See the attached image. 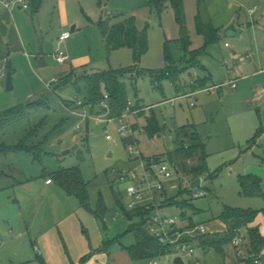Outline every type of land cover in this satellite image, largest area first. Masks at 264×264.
I'll use <instances>...</instances> for the list:
<instances>
[{
	"label": "rangeland",
	"instance_id": "374dc122",
	"mask_svg": "<svg viewBox=\"0 0 264 264\" xmlns=\"http://www.w3.org/2000/svg\"><path fill=\"white\" fill-rule=\"evenodd\" d=\"M165 5L161 13L151 5V0H45L37 14L32 9L19 10L18 5L12 7L16 13L15 19L23 23L25 43L21 53L14 55V60L19 59L17 66L20 67L13 75L14 90H7L9 71L4 74L6 76H0V115L44 98L49 101V108L30 111L26 118L0 130V146L13 147L25 142L43 149L40 162L26 152L0 153V247L7 242L2 251L7 262L13 258L20 260L16 253L24 257L26 249L30 254H38L39 247L33 246V243L45 236L48 245H52L56 252L61 239L65 240L72 254L91 245L101 246L103 242L107 243L111 254H124V247L136 244L133 235L124 236L130 226L127 188L132 182L128 179L120 181L118 176L119 172L131 171L135 164L128 144H125L126 139L119 134L118 123L98 124L94 120L69 115L65 111L66 106L71 104L68 92L72 97L78 94L70 87L56 91L57 83L53 81L60 80L71 69L89 73L110 72L135 64L134 53L129 48L108 53L98 28L101 18L108 17H134L138 30L147 32L149 50L142 56L140 68L150 72L164 69L167 65V43L173 60L180 63V27L171 2L166 1ZM255 6H258V10L254 16H250V10ZM184 7L192 50L204 46V38L197 32L198 18L203 23H212L216 28L230 26L233 22L246 24L254 19L257 24L253 31L251 28L246 33L244 41L227 39L223 31L221 40L210 46L208 55L202 58L207 71L200 67L184 71L181 74L183 84L207 72L213 75L215 84L224 82L228 77V67L234 68L235 61L240 62L239 56L245 54L241 51L238 57L234 55L233 49L238 44L241 48L250 49L249 52L256 57V36L264 56V0H184ZM74 25L77 26L75 32L72 31ZM66 31L71 32L72 38L61 43L60 37ZM226 43L231 48L226 47ZM41 44L48 64L43 68L39 67L37 61ZM59 50L66 51L71 58L66 66L59 65L54 59ZM236 73L237 70L234 71L235 76ZM263 80L264 76L258 79L260 82ZM127 83L133 105L140 104L144 107L141 112L147 114L154 106L160 123L167 125V133L194 124L210 142L208 170L211 175L217 176L205 181L201 190L207 196L195 200L190 189L192 178L187 175L180 178L175 176L166 184L168 198L189 202L195 210L171 207L166 212L170 217L182 218L185 214V219L192 218L196 224L207 226L208 232L212 233L217 229L216 225L222 223L220 216L224 206L259 212L264 210V197L245 196L239 184V177L250 165L246 164L244 158H235L238 151L235 127L259 121L255 106L243 110L241 101L244 95L232 97L239 90L231 91L230 87H225L220 94L215 91L219 94L217 96L200 91L196 97L183 98L173 105L168 101L179 95L171 81H164L157 89L149 76H143L138 78L135 91L129 80ZM190 92L186 91L185 94ZM192 102L197 104L195 108L191 107ZM234 115H239L236 121L232 117ZM78 126L80 131L77 130ZM210 136H213L211 140ZM139 140L144 157L164 155L165 160L172 163L166 154L172 146L169 137L150 140L147 135L141 134ZM257 166L264 169L263 165ZM73 168L80 170L88 184L92 210H97L100 202L104 204L106 212L102 218L97 219L93 211L84 209L75 197L67 196L56 182H47L52 173ZM262 188L264 193V184ZM118 200L126 210L119 206ZM259 217L263 230V213ZM240 237L244 238L241 250H235L237 255L238 251L243 252L244 256L239 258H247L250 254L247 230H243ZM61 249L64 250V247ZM229 252L231 254V249ZM198 256L202 264H225L224 257L215 251L199 253ZM174 260L175 255L171 254L158 261L160 264H174ZM136 263L150 264V261Z\"/></svg>",
	"mask_w": 264,
	"mask_h": 264
},
{
	"label": "trees",
	"instance_id": "16d2710c",
	"mask_svg": "<svg viewBox=\"0 0 264 264\" xmlns=\"http://www.w3.org/2000/svg\"><path fill=\"white\" fill-rule=\"evenodd\" d=\"M171 2L176 21L180 27V37L178 43L182 52V61L188 65L198 64L201 57L207 55L208 48L220 41V29L216 28L212 23H203L200 18L197 19V32L204 38V46L197 50H192V39L186 25L184 0H151V5L155 6L158 12H162L165 8V2ZM43 0H29L30 10L37 14L42 6ZM99 30L104 39L108 53L119 50L121 48H129L134 53L135 64L128 68L112 70L110 72L88 73L87 71L77 72L71 71L67 75H63L56 85V91H63L65 88H73L82 99L86 106H91L92 113H101L99 106L109 96V104L111 107V117L122 116L128 108L131 101L129 98V86L127 81L132 84L133 90H136L137 80L143 76H149L157 89H160L162 83L166 80L171 81L178 94L186 91L197 92L206 89L208 79L197 80L189 84L181 82V69L177 62L172 58L169 49V43L166 46V62L167 65L162 70L147 71L140 68L141 58L149 50V39L146 31H139L136 26L134 17L116 16L113 18L102 19L99 24ZM45 99V98H44ZM40 100L37 103L25 106H18L9 109L0 115V130L8 125L21 121L26 118L30 111L39 110L48 107L49 101ZM69 104L68 106H71ZM144 107L136 103L133 110H139ZM140 116L146 117L145 134L148 138L161 136L166 131L153 109L149 115L141 112ZM176 139L178 148L176 151H169V159L172 163H176L179 170L187 176L199 178L209 173L205 144L194 131L192 126L180 127L176 131ZM128 140L125 144H129ZM188 146V149H185ZM43 149L40 146L28 145L21 142L13 147L0 146V153H21L26 152L34 157L36 161L42 160ZM158 159H161L157 157ZM188 161H192L189 164ZM217 175H210L211 178ZM50 183L56 182L64 192L71 197H75L80 205L88 210L91 208L88 184L85 182L79 169H62L59 172L52 173ZM239 184L242 192L247 197H264L261 180L256 176L244 175L239 177ZM179 195L182 196V193ZM119 206L126 210L124 204L118 200ZM168 206L178 207L182 210H195V207L189 202H177L175 198L169 200ZM106 208L100 202L98 209L93 211L97 219L105 215ZM259 211L244 210L240 208H232L224 206L220 216L221 222L226 226V230L222 233L207 234L198 239V249L206 254L215 251L218 254H224L225 247L232 245L243 230L248 233V251L249 257L245 261L246 264H254V259L263 256L264 252V236L260 233L258 227L253 225L260 216ZM141 209L129 211L127 216L130 220V226L124 236L131 234L136 238V244L131 247H124L133 261L154 260L166 257L172 253V250L162 245L155 237H153L148 229L149 220L145 218ZM185 218V214H183ZM136 220L137 222H134ZM191 226L196 225L192 218L189 219ZM122 236V237H124Z\"/></svg>",
	"mask_w": 264,
	"mask_h": 264
},
{
	"label": "crops",
	"instance_id": "0c3cea01",
	"mask_svg": "<svg viewBox=\"0 0 264 264\" xmlns=\"http://www.w3.org/2000/svg\"><path fill=\"white\" fill-rule=\"evenodd\" d=\"M12 1L13 0H0V76H2V77L6 76L4 74H6L7 71L12 72V74L15 75L16 72L19 70L20 67L17 66V64L19 63V59L14 60V58H15L14 55L21 53L23 45L25 43L24 42V31H23L24 26H23V23L21 22L20 19H18L19 21L17 20V18L15 19L16 13L12 9V7L14 5L12 4L10 8H7L5 5V2H12ZM44 1L45 0H43L41 9L44 5ZM20 8L21 7L19 6V10H24V9H22V8L20 9ZM257 8H258V6H255L254 9L250 10V12H251L250 16H254L256 14V12L258 10ZM28 10H30V9H28ZM108 18H112V17H108ZM101 20H102V18H101ZM252 22H254V23H252ZM252 22H248L246 24L235 22L236 27L239 29H242L243 31H242V34L240 35V37L234 38V40L237 39L238 41H244L246 33L251 28L253 31V28L255 29V27H256L257 20L254 19ZM227 27H228V25L225 27L218 28V29H220V40H221L223 31ZM98 28H99V26H98ZM72 31L73 32L77 31L76 25L73 26ZM64 33H70L71 34V32H69V31H66ZM224 37H226V36L224 35ZM61 38H62V36L60 37V42L66 43L67 41H69L72 38V34L68 40L62 41ZM230 40H233V39H230ZM103 41H104V39H103ZM258 41H259V38H258V36H256L255 37V43H256V47H257L256 57L254 56L253 53L249 52L250 49H245L244 47L241 48L240 44L237 45V48L233 49V53L236 57H238V54L241 51H243V53H245V54H244V56H241V55L239 56L240 62L235 61V64H234L235 67L234 68L228 67V70H227L228 77H227V80H225L224 82H221L219 84H215L214 79H213V75L210 72L209 73L207 72V74L202 76V77H198V79H196V80L191 79L190 82L208 79V83L206 84L207 88H210V86H212V87L221 86L217 90V92L219 94L223 92V89L225 87H230L231 91H235V90L238 91L239 90L238 93L232 95V97L236 98L238 96L244 95V98L241 101V105L244 107L243 110L245 111L247 108L251 109L253 106H255V110L258 114V120L259 121H257L256 124H255V122H252V124H250V125H248L247 123H244L242 126L237 125L238 128L235 127V130L237 132L236 133L237 134L236 140H237V147H238L237 148L238 151L235 155L236 156L235 158H237V160L244 158L246 164L250 165V167H248L245 170V172L243 173V175H241V176H244V175L256 176L261 180V184L263 187L264 169H262V167L257 166V165H263V167H264V80H263V82L258 81L259 78L264 76V56L262 54V51H260L262 49H260L261 45H260V42H258ZM204 43H205V41H204ZM226 47L231 48V46L228 45V43H226ZM191 49H192V47H191ZM195 50H197V49H195ZM59 51H62V50H59ZM64 52L69 56V54L66 51H64ZM207 55H208V52H207ZM207 55H205V56H207ZM236 57L234 58V60L236 59ZM243 57H245V58H243ZM202 58L203 57H201L198 64H195V65L186 64L185 61H182V58H181L180 63L177 62V64L181 69H184V71H186L192 67H200L202 70L207 71L206 68L202 64ZM37 61L39 64V54L37 56ZM70 61H71V58L69 56L68 62L62 66H66ZM47 66H48V64H47ZM235 70H237V72H238V74L236 73L237 74L236 76L234 75ZM71 71H73V69H71L69 72H66L64 75H67ZM190 82H186L184 84H189ZM211 84H213V85H211ZM233 85H235V87ZM66 89L67 88H65L64 90H66ZM200 91H204V89L198 90L197 92H190L189 94H184V93L178 94L179 96L177 98L173 99V100H176V102L172 103V104L175 105L177 103V101H179L183 98L192 99L196 95V93H198ZM217 92H212L210 94L212 96H217V95H219V94H217ZM187 95H190V96H187ZM184 96H186V97H184ZM68 97L71 98L70 102L72 101V99L76 98V97H72L70 92H68ZM171 101H168V102H171ZM196 102H198V99L196 100ZM192 103H194V102H192ZM192 103H191V107L195 108L197 106V104L194 103L195 105L192 106ZM235 107H237V106H235ZM152 108L154 110V106H152ZM65 111L70 115V113L66 109H65ZM147 115H149V114H147ZM240 115H242V113ZM237 116H239V115L232 116V117H235L234 121L237 120V118H238ZM132 121L135 124L134 128L137 130L138 128L145 126L146 117L140 116V114H137V115L132 117ZM143 121H144V123H142ZM101 124H105V123H101ZM106 124H108V123H106ZM109 124H111V123H109ZM186 126H192L194 128V131H196V133L199 135V137L201 138V140L205 144L206 153H207L208 158H209L208 152L210 149L209 148L210 142L209 143L207 142V140L204 137V134L200 133V131L197 130V127L194 124H188ZM164 127L167 128V125H164ZM183 127H185V126H183ZM177 129L178 128H175L174 132H169V133H167L165 131V133H163L161 136L155 137L152 140H154V139H164L165 140L169 137V139L171 140L170 144L172 145L169 148V151L174 152L178 148V142L176 139ZM80 130H78V131H80ZM144 135H146V134H144ZM140 137H141V133H137L136 142L138 145L140 144V140H139ZM211 138H213V136L212 137L210 136L209 140H211ZM149 139L151 140V138H149ZM259 151H260V153H258ZM211 152H213V151L211 150ZM166 154H168V153H166ZM155 157H159V158L165 160L164 155H158ZM258 159H260L261 162L258 161ZM207 161H208V159H207ZM188 162H189V164H192V161H188ZM168 163H170V162H168ZM134 164L136 165L137 162L134 161ZM171 164L175 165L177 170L179 171L178 174L176 173L177 177L180 178L181 176L185 175L184 173H182L179 170L176 163H171ZM179 175H181V176H179ZM210 175H211V173L209 171V173L205 174L202 177H205V181H206V180L212 179L210 177ZM202 177H199V178H202ZM190 178H192L191 183L198 179V178L195 179L193 177H190ZM205 181H204V183H205ZM204 183H203V185H204ZM201 189H198V190L202 191ZM193 191H197V190H192V197H193ZM206 196H207V193L205 192L204 197H206ZM204 197H202V198H204ZM199 199H201V198H199ZM171 207L172 206H167L164 209L165 215H168L166 212H168L171 209ZM259 219H260V217H258L256 223L253 226L258 227L260 230V233L264 236V229L262 230V228L259 224L260 223ZM196 225H200V224H196ZM201 225H203V224H201ZM188 226H191L190 220L189 219L187 220V219L182 217L181 221H180V227L185 228ZM216 226H218L217 229H214V231L212 233H208V234L222 233L226 230V226L223 223H220ZM45 237H42V238L38 239L37 242L33 243V246L35 244L39 247L38 248V254H35V255L30 254L29 249H26L27 253L24 257L19 256V254L16 253V255L18 257H20V260L13 258L10 262H7L6 257L2 253L3 248L6 247V245H7V242L3 243L2 247H0V264H138V263H136V261H133L130 258L129 254L125 251L124 248L122 250V251H124V254H122V253L116 254V255L111 254L110 249L107 247L106 242H103L101 246L93 247L91 245L90 247H88L87 249H84L82 251L80 249V252H75V253H73L74 254L73 255L71 253V249L65 243V240L61 239V241L59 242L58 252H56L55 249L52 248V245H50V244L48 245V242L46 241ZM9 243H12V242H9ZM62 246L64 247V250L61 249ZM197 246H198V244H197ZM235 248L236 247H235L234 242H233L232 245L225 247L224 254H220L222 257H224L225 264H246L245 261L248 258H245V257L239 258L238 257L239 255H237ZM230 249H231L232 255L229 252ZM199 253H202V251L200 249H198V247H197L195 260H198L201 262V260L198 256ZM229 254L231 255V257H229ZM262 255L264 256V252L262 253ZM177 258H179V257H177L175 255V259H177ZM154 260L158 261L159 259H154ZM13 261H15L16 263H14ZM149 261H150V264H152L153 260H149ZM5 262H7V263H5ZM194 262H195L194 260L189 261V264H194ZM184 264H185V262H184ZM201 264H202V262H201ZM263 264H264V261H263Z\"/></svg>",
	"mask_w": 264,
	"mask_h": 264
},
{
	"label": "built area",
	"instance_id": "2783aa9c",
	"mask_svg": "<svg viewBox=\"0 0 264 264\" xmlns=\"http://www.w3.org/2000/svg\"><path fill=\"white\" fill-rule=\"evenodd\" d=\"M19 5L22 9L28 10L30 8L28 0H13L12 2H5L7 8L11 5ZM70 33L62 35V41L70 38ZM54 59L59 65H65L69 56L64 51H58L54 55ZM54 83H58L54 79ZM235 87V85H233ZM221 86L210 87L204 89L205 92L212 93L217 91ZM51 90V88H49ZM190 96V95H187ZM186 97V96H184ZM172 100L171 103H175ZM71 106H66V110L70 115L81 118L83 120H94L96 123H118L119 134L126 140H133L128 144L131 159L137 164L129 172H119L120 181L127 179L132 182L127 188V195L129 198L128 208L130 211L141 209L145 214V218L149 220L148 229L150 234L155 237L162 245L169 247L172 250L171 254L182 258L185 264L189 261H195L194 264H201L200 261L195 260L196 248L198 239L207 235L208 228L205 225H194L188 227H180L181 218L170 217L164 214V209L169 204V198L166 188V183L172 181L176 176V166L168 163L166 160L158 159L157 157H144L139 145L136 142L137 133L145 134V128L140 127L137 130L134 128L135 124L132 117L137 115L140 111L133 110V103L130 101L125 113L120 117H111V107L109 104V96L101 102L99 110L101 113H92L91 106H86L84 101L78 97L72 99ZM195 104L192 103V106ZM80 130V126L77 127ZM108 132V131H106ZM108 139H111L108 136ZM152 140V139H151ZM188 149V146H185ZM116 173V172H114ZM181 176V175H179ZM50 183V182H49ZM205 196L203 191H193V198L199 199ZM242 237H238L234 241L237 249L243 243ZM241 256L243 252L238 251ZM242 256V257H243ZM249 255L247 256V258ZM263 256H258L254 259V264H263ZM152 264H160L157 260H153Z\"/></svg>",
	"mask_w": 264,
	"mask_h": 264
},
{
	"label": "water",
	"instance_id": "95a60500",
	"mask_svg": "<svg viewBox=\"0 0 264 264\" xmlns=\"http://www.w3.org/2000/svg\"><path fill=\"white\" fill-rule=\"evenodd\" d=\"M21 9V8H20ZM242 29H239L236 27V23L233 22L232 24H230V26H228L225 30H224V35L226 36L227 39H234V38H238L240 37V35L242 34ZM47 66V62H46V53L44 51V47L41 44L40 46V51H39V67L43 68ZM7 90L8 91H12L14 90V79H13V74L12 72H9L7 75ZM176 173L178 174L179 171L176 169ZM205 181V177L202 178H198L197 180H195L194 182H192L190 184V188L192 190H198L201 189L203 187V183ZM104 229L106 230V224L104 223ZM174 264H184V261L182 260V258H177L174 261Z\"/></svg>",
	"mask_w": 264,
	"mask_h": 264
}]
</instances>
